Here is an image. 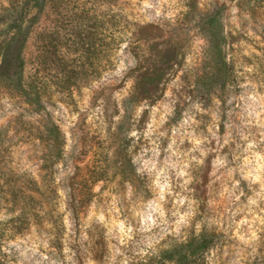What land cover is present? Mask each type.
<instances>
[{"label":"rangeland","instance_id":"rangeland-1","mask_svg":"<svg viewBox=\"0 0 264 264\" xmlns=\"http://www.w3.org/2000/svg\"><path fill=\"white\" fill-rule=\"evenodd\" d=\"M60 1L31 8L25 92L0 73V259L145 264L207 233L203 264H264V0H80L95 46Z\"/></svg>","mask_w":264,"mask_h":264},{"label":"trees","instance_id":"trees-1","mask_svg":"<svg viewBox=\"0 0 264 264\" xmlns=\"http://www.w3.org/2000/svg\"><path fill=\"white\" fill-rule=\"evenodd\" d=\"M56 1L57 0H25L23 3L16 2L10 9H6L7 14L9 15L8 24H12L13 27L9 28L12 30V34L6 36L0 43V73H4L7 68L11 67L14 74L18 76V80H20L18 84L20 89L24 92L27 85L23 83L26 65L23 53L33 28V26L27 24H32L37 16V13H35L36 15L34 14L32 16V20L31 18H28L31 8H37L38 12L41 13L45 10V7L49 2L54 4ZM61 1L55 5L58 7L63 5V10L69 5L70 11H74L72 17H70L71 24H76L72 31V35L75 38L73 43L95 46L96 35L93 26L87 25L99 24L101 21L97 22L92 10L79 7L78 5H81L80 0H69V2L65 3H61ZM65 12L68 13L69 10H66ZM218 36L225 40V35H223V33L218 34ZM117 43H114L115 48ZM217 48L221 50V43L217 44ZM224 65L227 66L226 62ZM67 81L68 79L65 80L63 84L67 85ZM215 243L216 238L213 234L200 233L198 235H192L173 249L166 250L165 257L160 259L154 257L148 260L145 264H166L167 262H170L171 264H203L207 252L215 245ZM0 264H4L1 259Z\"/></svg>","mask_w":264,"mask_h":264}]
</instances>
